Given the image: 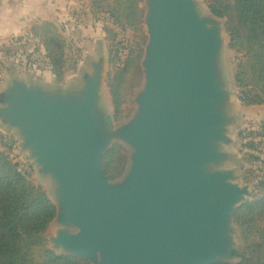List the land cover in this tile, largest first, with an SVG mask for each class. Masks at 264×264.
<instances>
[{
  "label": "water",
  "instance_id": "obj_1",
  "mask_svg": "<svg viewBox=\"0 0 264 264\" xmlns=\"http://www.w3.org/2000/svg\"><path fill=\"white\" fill-rule=\"evenodd\" d=\"M147 43L135 112L110 128L99 108L102 64L80 90L13 82L0 120L53 183L51 250L90 264H216L233 245V215L251 197L228 158L231 119L217 18L195 0H145ZM115 141L131 153L111 182L101 159Z\"/></svg>",
  "mask_w": 264,
  "mask_h": 264
},
{
  "label": "trees",
  "instance_id": "obj_2",
  "mask_svg": "<svg viewBox=\"0 0 264 264\" xmlns=\"http://www.w3.org/2000/svg\"><path fill=\"white\" fill-rule=\"evenodd\" d=\"M143 1L89 0L86 12H82L102 24V32L112 44L108 50L111 72L107 87L114 120L120 119L126 107H133L134 91L141 86L139 61L145 36L140 31L144 11L139 5ZM205 3L209 14L222 21L227 47L236 56L234 83L240 101L245 107L264 106V0H205ZM72 8L76 12L75 4ZM127 33L136 39L135 46L126 41ZM28 39L37 41L44 64L54 80L62 83L67 74L69 46L63 29L49 20L32 22L23 37L7 45ZM253 137L245 150L248 162L260 163L252 178L262 195L244 202L234 212L233 223L239 230L241 250L231 251L230 256L237 259L231 264H264V156L254 154L260 152L259 144L264 142V124ZM2 142L0 133V264H89L49 248L46 234L56 217V206L44 188L18 172L12 159L14 149ZM100 164L109 181L123 177L129 165L125 147L113 144Z\"/></svg>",
  "mask_w": 264,
  "mask_h": 264
},
{
  "label": "rangeland",
  "instance_id": "obj_3",
  "mask_svg": "<svg viewBox=\"0 0 264 264\" xmlns=\"http://www.w3.org/2000/svg\"><path fill=\"white\" fill-rule=\"evenodd\" d=\"M88 1L89 0H76V3L82 6L81 13L78 14L77 8L75 9L76 12H74V8L69 7L66 10V13L71 20L66 23L62 22L60 24V27L63 29L64 34L69 41V47L66 52L67 74L64 86L68 87V90L71 91L80 90L83 87L85 78L92 74L93 64H102L104 78L101 88L99 108L101 109L106 121L108 122L109 127L116 128L128 121L135 112L136 106L134 104V97L143 84V71L141 68V61L144 56V49L148 38L143 32L145 28L143 22L140 29V31L145 36L144 45L142 47L143 54L142 58L139 61V66L142 73L141 86L134 91L132 99L133 107H126L121 113L120 119L114 120L112 117L113 111L107 87V82L111 72L108 50L109 46L112 44L107 39L105 32H102V24L92 21L87 13H82L86 12ZM195 4L198 13L204 16H211L208 12L205 0H195ZM139 6L140 8H142L145 15V0ZM80 15V19H84L86 17L83 21V24L86 26L84 33L87 35L86 38L84 37V35L79 38V32L82 33L83 31L82 29H79V25L76 24V22L79 21L78 17ZM217 20L221 24L223 35L222 37L224 39V45L220 57V68L222 72L223 82L225 84L229 98L226 107V113L227 116L231 119V125L228 128V143L222 146V149L228 152L229 158L219 168L233 170L236 177V183L239 184V186H249L251 197L247 198L246 201H252L256 200L262 195V192L254 186L255 183L252 178V172L254 171L255 167H260V163H253L252 161L248 162L249 158L248 155H246L248 153L245 150V146L246 144H248V142L253 140V136L259 131V127L261 126V124H264V106L252 108L245 107L240 101V95L234 83V72L237 64V59L235 54L231 52L227 47V38L223 32L222 21L219 19ZM64 24H68V26L64 28ZM65 29H67L66 33ZM126 41L130 42V45L135 46L136 39L131 36L130 33L126 34ZM7 44L9 43H6L4 40H0V108L2 107L1 98L3 97V93L13 82L21 81L33 86H38L39 84H42L44 86L42 80L46 81L48 76V67L45 66L43 61V51L36 40L28 39L14 41V45ZM3 127L7 129V132L10 134V139H8L9 143L12 142L16 145L15 153L17 155V158L25 162L27 165V176H29L36 185L44 188L49 197L53 200L52 181L49 178L43 176L39 168L34 165L33 160L30 158L29 151H24L21 149L22 139L18 135L17 131L10 128L8 130L7 125H5L0 120V129H2ZM2 141V143L5 142L4 139H2ZM255 142H258V139H256ZM113 144L122 143L119 141H115ZM122 145L125 147V155L129 157L131 150L126 145ZM259 150V153H254L255 156H264V142L259 144ZM125 174L123 175V177L125 176ZM232 226L234 227V232L232 234L233 246L235 250L240 251L241 242L239 240V230L234 223ZM56 229L57 226L53 222L46 234L47 244L50 249L51 245L49 243V238L55 235ZM56 253L62 254L61 252ZM236 261V258L231 259V263H234Z\"/></svg>",
  "mask_w": 264,
  "mask_h": 264
},
{
  "label": "crops",
  "instance_id": "obj_4",
  "mask_svg": "<svg viewBox=\"0 0 264 264\" xmlns=\"http://www.w3.org/2000/svg\"><path fill=\"white\" fill-rule=\"evenodd\" d=\"M75 3V0H0V40H4L6 43H13V39L18 38L19 36L23 37L29 24L36 21L49 20L61 26L60 24L62 22L66 23L71 20L66 13V10L69 7L74 6ZM89 17L94 21L91 15H89ZM81 19V21L78 19L79 21L76 22V24L79 25L78 28L83 30L82 33L79 32V38L82 37V35L86 38L87 35L84 34L86 26L83 24L84 19ZM64 25V28L68 26V24ZM66 32L67 29H65V33ZM47 70V80H42L44 86L39 84L40 86L48 91L69 89L64 86L66 77L62 83H57L49 69ZM26 84L31 86V84ZM0 133L1 135L7 133V129L3 127L0 129Z\"/></svg>",
  "mask_w": 264,
  "mask_h": 264
},
{
  "label": "built area",
  "instance_id": "obj_5",
  "mask_svg": "<svg viewBox=\"0 0 264 264\" xmlns=\"http://www.w3.org/2000/svg\"><path fill=\"white\" fill-rule=\"evenodd\" d=\"M75 6L77 7L78 11L82 10V6L78 5V3H75ZM9 136H10V134L8 132L4 133V134H2V139H4V141H5L4 143H6V144L8 143L7 145H10L14 149V153L12 154V159L17 164V170L22 175L30 178L29 176H27L28 175L27 165H26L25 162H23L22 160L17 158V155L15 153L16 145L14 143H12V142L9 143V140H8V139H10Z\"/></svg>",
  "mask_w": 264,
  "mask_h": 264
},
{
  "label": "flooded vegetation",
  "instance_id": "obj_6",
  "mask_svg": "<svg viewBox=\"0 0 264 264\" xmlns=\"http://www.w3.org/2000/svg\"><path fill=\"white\" fill-rule=\"evenodd\" d=\"M234 249V246L232 245V247H231V249H230V251H229V255L226 257V259L225 260H223V261H221V262H219V263H216V264H224V263H227V264H231V259H233L234 257H231L230 256V254H231V251Z\"/></svg>",
  "mask_w": 264,
  "mask_h": 264
}]
</instances>
